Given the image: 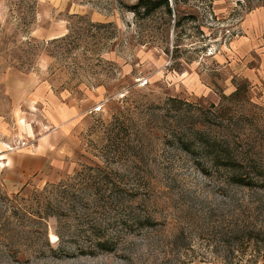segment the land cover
Instances as JSON below:
<instances>
[{"label": "rangeland", "instance_id": "rangeland-1", "mask_svg": "<svg viewBox=\"0 0 264 264\" xmlns=\"http://www.w3.org/2000/svg\"><path fill=\"white\" fill-rule=\"evenodd\" d=\"M174 1L0 0V264H264V0Z\"/></svg>", "mask_w": 264, "mask_h": 264}, {"label": "trees", "instance_id": "trees-1", "mask_svg": "<svg viewBox=\"0 0 264 264\" xmlns=\"http://www.w3.org/2000/svg\"><path fill=\"white\" fill-rule=\"evenodd\" d=\"M36 2V0H34ZM175 0L174 2H176ZM162 7H166L169 12H171L170 8V2L169 0H136L135 4L133 5V11L141 13L142 15H150L154 13L155 11L159 10ZM111 25V22H101L98 25ZM74 37L76 38V41L78 42L81 35H79V32L74 34ZM68 37L67 34L57 37L56 39H53L52 42H55L56 40H66ZM77 42L75 44H77ZM238 93V89H236L231 95H236ZM203 129L202 127L200 128V125L194 128L193 132H190L188 134V140H182L186 149H189V147L193 149L198 148L200 150H203L204 154H202V158L209 160L211 164L213 165H225L229 163H234L235 161L233 160L234 158L231 156L229 149H223L221 145H213L210 143V140L207 139L203 135ZM191 143V144H190ZM233 181L238 184V185H243V186H252L255 185L254 182L250 181L243 175H233ZM252 230H249L250 232H254L256 230L255 227L251 228ZM249 232V233H250ZM103 241L101 240H96L92 245L97 247L99 245H102ZM86 246V245H85ZM89 246V245H88ZM51 250L52 253H56L58 247H53V245L50 243V241L47 238L46 241V246ZM65 251L64 247L62 246L59 250ZM95 248H91V246L87 247L84 249L83 247L79 248V253H87V254H92Z\"/></svg>", "mask_w": 264, "mask_h": 264}, {"label": "crops", "instance_id": "crops-1", "mask_svg": "<svg viewBox=\"0 0 264 264\" xmlns=\"http://www.w3.org/2000/svg\"><path fill=\"white\" fill-rule=\"evenodd\" d=\"M10 158H11V156H10ZM16 158H17L16 167H17L18 171L23 176H24L23 172L28 174L27 171H29V170L31 171L33 169H36V167H33V169H32V167H30L29 162L31 160H35L36 161V165L41 164L42 163L41 161L44 162V156H42V154H39V153H34V154H29V155H22V156H18ZM36 165H34V166H36ZM37 167H39V166H37Z\"/></svg>", "mask_w": 264, "mask_h": 264}]
</instances>
